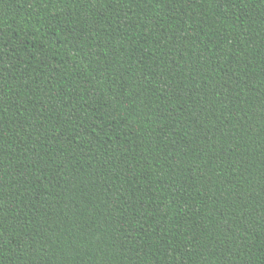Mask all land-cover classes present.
<instances>
[{
	"label": "trees",
	"instance_id": "trees-1",
	"mask_svg": "<svg viewBox=\"0 0 264 264\" xmlns=\"http://www.w3.org/2000/svg\"><path fill=\"white\" fill-rule=\"evenodd\" d=\"M0 264H264V0H0Z\"/></svg>",
	"mask_w": 264,
	"mask_h": 264
}]
</instances>
